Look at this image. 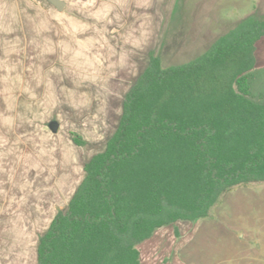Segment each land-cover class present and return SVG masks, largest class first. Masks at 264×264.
<instances>
[{
	"label": "rangeland",
	"instance_id": "rangeland-1",
	"mask_svg": "<svg viewBox=\"0 0 264 264\" xmlns=\"http://www.w3.org/2000/svg\"><path fill=\"white\" fill-rule=\"evenodd\" d=\"M63 1L58 11L0 0V264H37L39 237L105 149L151 54L186 64L244 19L264 18V0ZM256 57L252 91L264 102V37ZM154 239L157 264H264V182L234 187L208 218Z\"/></svg>",
	"mask_w": 264,
	"mask_h": 264
},
{
	"label": "trees",
	"instance_id": "trees-1",
	"mask_svg": "<svg viewBox=\"0 0 264 264\" xmlns=\"http://www.w3.org/2000/svg\"><path fill=\"white\" fill-rule=\"evenodd\" d=\"M263 37L264 18L248 17L186 64L151 54L105 149L40 237L37 264H142L137 246L156 230L206 219L234 187L264 182V102L252 91Z\"/></svg>",
	"mask_w": 264,
	"mask_h": 264
},
{
	"label": "crops",
	"instance_id": "crops-1",
	"mask_svg": "<svg viewBox=\"0 0 264 264\" xmlns=\"http://www.w3.org/2000/svg\"><path fill=\"white\" fill-rule=\"evenodd\" d=\"M53 132V131H52ZM58 132V131H57ZM56 132V133H57ZM54 133V132H53ZM85 173V172H84ZM68 207V206H67ZM67 209V208H66ZM65 209V210H66ZM65 210H61V211H64L65 212ZM57 215V214H56ZM55 218V217H54ZM53 218V219H54ZM53 219H52V221H53ZM51 221V222H52ZM51 224V223H50ZM49 227H50V225H49ZM48 227V228H49ZM48 228H47V230H48ZM163 228V227H162ZM159 229H161V228H159ZM158 229V230H159ZM46 230V231H47ZM158 230H156V232L154 233V235L150 238V239H148V240H145V241H143L142 243H140L138 246H137V248H138V250H139V252H140V259H141V263L142 264H157V260H158V256H159V253H160V245H159V243H156V239H154L155 238V236H156V234H157V232H158ZM45 231V232H46ZM44 232V233H45ZM43 233V234H44ZM42 234V235H43ZM41 235V236H42ZM40 236V237H41ZM40 237H39V239H40ZM38 242H39V240H38Z\"/></svg>",
	"mask_w": 264,
	"mask_h": 264
},
{
	"label": "water",
	"instance_id": "water-1",
	"mask_svg": "<svg viewBox=\"0 0 264 264\" xmlns=\"http://www.w3.org/2000/svg\"><path fill=\"white\" fill-rule=\"evenodd\" d=\"M49 3H51L53 6H55L57 8L58 11H62L65 7V2L63 0H48ZM49 128L51 129V131H53L54 133H56L59 129V123L57 121H51L49 123ZM67 209L65 210L66 213Z\"/></svg>",
	"mask_w": 264,
	"mask_h": 264
}]
</instances>
